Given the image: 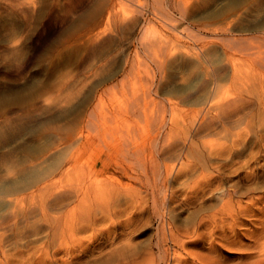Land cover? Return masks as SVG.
Masks as SVG:
<instances>
[{
    "label": "bare ground",
    "instance_id": "1",
    "mask_svg": "<svg viewBox=\"0 0 264 264\" xmlns=\"http://www.w3.org/2000/svg\"><path fill=\"white\" fill-rule=\"evenodd\" d=\"M84 1L85 0H74L72 5L82 4ZM111 1L112 0L109 2L111 3ZM126 1L131 2L138 8L136 13L132 14L134 12L133 11L131 13L132 15H121V12L119 13L116 11L119 7L116 8L115 5H110V7H107V23L105 24L107 28H102V31L96 33L95 35L91 34V37L93 38L91 42L89 41V43L88 40L90 38H86L88 39L87 43L89 44L88 48L86 47V50L89 54L87 57H96L95 52L100 47H103L105 44L113 40V30L115 33L120 34L121 38H133L134 35L140 31L143 32L142 37H145L143 34H146L145 31L147 32L148 27L144 26L149 25L148 23L150 20H148V18L142 19L141 11L143 12V8H145V6V11H149L150 8L156 6L153 5L154 3H161V0H151V2L148 0V4L150 3L149 5H147L146 2V4H144V0H142L143 3L136 2L137 0ZM14 2L10 1V3L13 4ZM172 2L175 7L179 8V2L181 3V1L172 0ZM16 3H18L17 0ZM106 3L108 2L105 1V4ZM5 4H7V2ZM257 4L256 6H258ZM132 9L134 10V8ZM181 9L182 12L186 13L183 8ZM250 9L251 8H249V11ZM153 14H156V12ZM239 14L237 13L236 15ZM242 16H244V14ZM242 16L239 17L243 18ZM231 19L233 20L234 18H230L229 20L231 21ZM239 20L241 19L239 18ZM239 20L234 21L239 25L237 21L241 22L243 19L241 21ZM228 23L229 22L225 24L224 22L225 26L228 25ZM47 25H51L50 21L46 23V26ZM96 25L99 26V24ZM205 25L208 27V24ZM138 27H140V30ZM150 27L151 26H149V28ZM209 27H211L210 24ZM219 27L220 26L217 25V28ZM222 27L223 26H221V28ZM42 28L43 24L40 26L39 31H41ZM221 28H219V31H221L220 33L222 34L226 32V29H228H223V27L221 30ZM98 29L100 30V28ZM151 29H154V27ZM241 29L243 28H240V30ZM154 30H152V32H154ZM209 31L211 32L213 30ZM229 31L231 33L232 29H229ZM260 31L262 32L263 30ZM244 34L245 33H243V35ZM142 37L140 38L141 41L139 39L141 43L143 40ZM216 37L218 38L219 36ZM259 37L260 36L257 38L259 40H257V42H253L254 39L252 40L251 38H248V42V39H246L247 37H244V40H242L243 37L240 38L243 45L245 43L249 44L250 40L252 42L251 46L253 48L251 47L248 49L246 52L247 54H245L250 56V59H247L251 60L250 62L252 63L251 70H253V73H251L249 78L248 74L246 75L243 70L240 71H242L241 73H244V75L239 74L240 71L238 75L236 72H238L239 69H236L237 71L234 69L236 72L233 71L232 75L227 80V82L229 81L230 86L227 84L226 85L229 88L225 86L227 89L219 94V92L223 89L221 88L223 87V84L222 86H220L221 84L219 85V83H221L220 80H218V77L220 76L219 72L217 70L210 72L209 70V76L206 74V77H209V79H206V83L203 81L207 86L206 88L204 87V98H202V102L198 104L200 107L191 108L188 110L190 113V120H188V124H183V127H186L185 133H181L183 135L182 137L177 136V140L172 137L173 135H170L172 132L171 128H167L168 130L165 131L164 134L162 133V130L165 127V122L163 119H161L159 123L155 122L156 125L154 124L157 128V135L150 139V146L148 144L146 147L145 144H142L144 142H142V140L140 141L138 138L141 134L138 136L136 133H133L134 131L132 130L135 128V123H139L137 118H139V116L141 117V113L143 116H145L146 112L147 114H150L151 111L157 112L156 109L152 110V106L155 102L151 104L152 106L150 105V112H148V109L145 112V107L152 101L154 94H157V89H154L152 85H144L147 86L145 89L137 86V88L140 87L142 89L141 95L138 96L136 94V96L129 98L127 100L128 102L126 103L127 106H124L125 110L123 113L121 112V137L117 141L113 140L112 142H109V144H113L116 151L121 149L122 152H124L123 154L120 153L122 154L121 157L124 156V160H126L125 164L123 163L121 165V175L127 182H121V184L117 183L119 185L118 187H121V189L117 188V186H113L114 184L107 182L94 185L93 183H89L91 179L89 181L86 179L88 182L85 183L82 181L84 180L83 177H81L82 180L80 179L82 184L81 182H79L80 184H72L67 181L69 178L67 180H62L58 179L59 177L55 178L56 176L54 175L48 177L49 174L47 175L45 173L47 175L46 179L39 184L36 183L37 185L35 184V186L32 188H25L27 190H24L21 193L19 190L17 193L14 191L16 194H5L4 197H6L5 200L7 201V205L6 208L3 209L4 212L0 213V264H228L229 262H234L235 264H264V41H262V39L260 40ZM210 38H212V36H210ZM231 38L232 37H230V39ZM166 39L164 40L166 41ZM236 39H239V37L237 36ZM220 40L221 39H219V42ZM227 42L223 45L226 47L227 44L228 47L226 48L228 49L230 42L229 44ZM232 44L235 45L234 42ZM236 44L238 45V43ZM150 45L151 44L147 46ZM175 45L176 44L173 46ZM84 46H86V44H84ZM248 46H250V44ZM239 47L237 46L238 49H240ZM242 50L244 51L245 47ZM230 52L228 51V53ZM195 54L197 56L199 53L195 52ZM240 54H242V51ZM168 55L167 57H170V55ZM199 55L197 57H199ZM159 56L153 55V60L155 61H152L151 59V62H156L157 66L159 67L163 63L162 66H164L166 59L163 56H165V54L162 56L164 61L160 56L162 62H160V58L157 59ZM194 56L195 55L193 53L192 57L195 58ZM228 57H230V55ZM201 59L204 60L205 58H200V60ZM17 60L19 61V59ZM89 60H87V62ZM200 60L196 62L201 64L202 62ZM220 60H222V58ZM230 60L235 61L233 58ZM129 62L130 65L127 63V61H124L120 71L122 70L123 72H126L125 70H129L130 68L133 70L134 67H136L135 63H138V60L135 62L134 59H131ZM138 64H140V62ZM180 64L181 63H179V65ZM107 65L108 63H103L99 66V68L105 70ZM202 65L205 66L204 64ZM234 67L235 66L233 65L231 69ZM247 70L249 71V69ZM247 70H245V72ZM158 73L160 74V71ZM162 74L164 75L163 72ZM220 74H222L221 71ZM222 75L224 76V74ZM91 77H94V75ZM120 78L121 77H119V79ZM203 78L205 79V77ZM166 80L168 81V76ZM167 81H165V83ZM225 81H223V83ZM200 82L201 80L199 83ZM168 83L169 82H167V84ZM112 84L113 85L111 86L115 85L114 83ZM163 84H160V86ZM122 85L123 83L121 86ZM132 87L133 86L129 88L132 90ZM199 88L201 87L199 86ZM105 89L107 91V88ZM103 90L102 94L104 95L105 92H103ZM73 91H75V89ZM76 91L78 92V90ZM133 95H135V93ZM62 96L64 95L62 94ZM191 97L192 95L190 98ZM99 98L101 100V95ZM99 98L97 99V102L99 101ZM183 99L185 100V98ZM167 100L170 101V99ZM156 102L158 103V101ZM157 103L155 104L156 106L159 105ZM173 107L174 109L176 108L174 105ZM36 108L34 110H37ZM43 108L47 109L45 111L48 112L51 110L49 106L42 107V109ZM34 110H27L24 113H20L21 111L19 113L11 112L17 113V115L15 114L14 116H10L5 120V122L3 120L5 124H0V133L5 129H11V131L14 132L17 126H23L28 118L32 119V116L34 114L36 115ZM164 110L166 109H163V112ZM171 110H173V108ZM166 111H168V109ZM85 113L88 119L92 117L91 112ZM151 115H154V112H151ZM24 119H26V121ZM88 121L89 120H87V122ZM8 125H10V127ZM137 127L138 124L136 128ZM87 128L89 127H86V129ZM86 131L88 132L89 130L87 129ZM177 133L179 135V131H177ZM3 134H5V132ZM3 134H0V144L1 141L4 140V138H2V136H4ZM162 134L164 135L162 136L164 141L160 142L161 145L159 147L156 142L158 136H161ZM6 135L8 136V132ZM71 135L73 136L74 134L71 133ZM93 135L95 136L96 134L93 133ZM207 136H215V139L213 138V140H211L208 138L209 142H207L208 140H202ZM190 137L199 140V143L194 144L190 141L191 144L187 147V142L185 141ZM84 139L85 141L81 142V152L79 150V154L82 153V148L90 144V139L88 136L85 135ZM56 147L58 148V146ZM10 155L12 157V153ZM13 155L15 154L13 153ZM7 158L10 159L8 155ZM1 159L3 160L4 158ZM182 159L183 161L180 162L178 169L173 167L168 168V165L165 166V162L168 164V160L180 161ZM74 161L75 160H73L72 164L70 163L67 169L65 168L67 171L68 169L69 171L73 170L70 168H73V165L75 164ZM83 162L85 165L87 164L86 161H82V163ZM3 163H0V166H2ZM14 163L15 162L12 164L9 160L7 164L11 165L7 168H2L6 170L0 174V181H3L7 178L16 179L18 176H22L23 173H25L26 168H28L27 166L25 167V163ZM160 164H164L166 167V169H164L166 171L165 173L161 171L162 166ZM79 168L82 169V167ZM94 169L96 174L101 175L110 168L108 163L103 162L99 168ZM66 170L62 171L64 173L63 177L68 174ZM78 170L74 169V171L77 173L76 175L80 177L81 172H78ZM86 170L88 171V169ZM80 171L84 170L82 169ZM45 174L43 173V175ZM79 177L77 179H79ZM120 193L124 195H122L123 203L121 204V209H119L118 206L120 205H117L118 200H116V197L120 196ZM70 204H72V208H67ZM149 209H151V212L156 216L159 225H156L157 227L152 234L150 233L151 235L149 234V237L146 241L147 244L145 245L144 249L140 250L137 248L138 243L133 241V236H136L133 233L134 231H137V228L135 230L130 228L131 226L135 227L138 225L136 223L140 222L141 220L143 221L141 216L142 214L144 216V213ZM181 211H184L187 214V216L185 215L186 217L184 216L185 222L183 221V225H180L181 223L179 224L177 222V217L180 216ZM118 216H121V229L120 227L117 228V230L116 228H108L105 232L102 231L95 233L97 231L96 228H98L97 226L101 225L108 219L113 220L114 217ZM145 225H149L148 222L147 224L145 223ZM88 231L90 232L89 236L86 238L80 237V235H85V233ZM118 237L121 238V245L116 243V239ZM140 241L141 240H138V242ZM222 248L227 249L228 252L229 249L230 251L233 250L234 253L236 252V257L234 256V259L231 257L232 260L227 259L220 252V249Z\"/></svg>",
    "mask_w": 264,
    "mask_h": 264
},
{
    "label": "rangeland",
    "instance_id": "2",
    "mask_svg": "<svg viewBox=\"0 0 264 264\" xmlns=\"http://www.w3.org/2000/svg\"><path fill=\"white\" fill-rule=\"evenodd\" d=\"M5 1L6 0H0V124H5L4 122L6 119H8L10 116H14L15 114L17 115V113H19L20 111V113H24L27 110H34L36 107L37 110H34L36 115L34 114L32 116V119L28 118L29 121L28 119L27 121L26 119H24L26 122L24 121L25 123L23 124V126H17L15 128V131L13 130L14 132H12L11 129H5L0 133L3 134L5 132V134H3L4 136H2L4 140H2L0 144V163L4 162V166L3 164L2 166H0V174L5 172L6 170L2 169L3 167L7 168L11 165L7 164L9 160L12 164L13 162L17 164L25 163V167H28L26 168L25 173H23L24 176H18L16 179L7 178L3 181H0V213L4 212L3 209H5L7 205V201L5 200L6 197H4L5 194H16L19 190V192L21 193L22 191L27 190L25 188L30 189L35 186L36 183L39 184L44 181L48 174V177L54 175L56 176L55 178L59 177L58 179L62 180H67L69 178L67 181L72 184H77L79 182H81L82 184V181L87 183L91 179L89 183H93L94 185H99V183L107 182L110 184L112 183L114 184L113 186H117V188L121 189V187H118L119 185L117 183L121 184V182H127L121 175V165L123 163L125 164L126 162V160H124V156L121 157L124 152H122L121 149H118L116 151L113 144H109V142H112L113 140L117 141L121 137V112L123 113V111L125 110L124 106H127V100L129 98H132L133 96H136V94L138 96L141 95V91L143 88L145 89V87H147L148 85H152L154 89H157L158 95L154 94V97H152V101L145 107V112L147 111V109L148 112H150V107L152 106L151 104H153L154 102L155 103L152 106V110L156 109L157 112L151 111L154 112V115H151V112L150 114H147L146 112V115L144 114L145 116H143V114L141 113V117L139 116L140 119L137 118L139 121V123H137L138 127L136 128L137 124L135 123V128H133L134 130L132 131H134L133 133H136V135L138 136L139 134L142 135L138 137L140 141L142 140V142H144H141L142 144H145L146 147L148 146V144L150 146V139L157 135V128L155 125L157 122L159 123L160 120L163 119V121L165 122V130L163 129L162 133L164 134L165 131L171 128L172 132L170 135H173L172 137L177 140V136L182 137L183 135L181 133H185L186 127L184 128L183 124H188V120H190V113L188 112V110L191 108L200 107L198 104H200L203 100L202 98H204V90L207 86L205 85L206 79H209V77H206V74L207 76H209L208 74H210V72L212 71L214 72L217 70L219 72L220 78L217 76L218 80H220L221 82L219 83V85L221 84L220 86H222L223 84V87H221L223 89L219 92V94L229 88L228 86L230 85L229 81L227 82V80L232 75L233 71H237L236 69H239L238 72H236L237 74L240 70H243L246 75L248 74L249 78L251 76V73H253V70H251L252 63L250 62L251 60L247 59H250V56L245 54H247L246 52L248 51V49L252 47V42L250 40V46H248L249 44L245 43L243 45L241 41L244 40V37H247L246 39L251 38L252 40L254 39L253 42H257L258 36H260V40L262 39V41H264V38H261L264 37V0H262L263 2L261 0H184L185 2L183 0H178L182 3L181 4L179 2V8L173 5L172 0H161V3H154L153 5L156 6L150 8L149 11H145L146 6L145 8H143V12L141 11L142 19L148 18V20H150V22L148 21L149 25L144 26L148 27L147 32L149 31L148 33L145 31L146 34H143V36H145V39L142 37L143 32L141 31V33L137 32L133 38H121L120 34L115 33L113 30V40L105 44L103 47H100L97 50L98 52H95L96 57L89 58L87 57L89 56V54L86 49L88 48L89 41L91 42L93 38L91 37V34L95 35L96 33L102 31V28H107L105 26V24L107 23V7H110V5H115L116 8L119 7V10L117 9L116 11H118L119 13L121 12V15H132L135 14L136 10L138 9L134 4L126 0H112L111 3L109 2L110 0H85L84 3L75 5H72L74 0H17L18 3H16V0L15 2L14 0H8L6 1L7 4H5ZM10 1L14 2V4L10 3ZM105 1L110 4H105ZM136 2L143 3L142 0H137ZM145 2L147 3V5L150 4H148V0H144V4H146ZM149 2H151V0H149ZM256 4L258 6H256ZM259 5L262 8H260ZM131 7L134 8V10ZM181 8H183L186 13L182 12ZM249 8H251L250 11ZM154 12H156V14H153ZM237 13L242 14L236 15ZM243 14L244 16H242ZM236 16L237 18L239 16H242L243 18L239 17L241 20H244L245 18L246 19L244 21L242 20V22L241 20H239V18L237 19ZM230 18L234 19H231L230 21ZM234 20H239L241 22L237 21V23H239L238 25ZM49 21L51 25L46 26V23ZM226 21L229 22L228 25H226L228 27L225 26V24H227ZM41 23L43 24V28L41 31H39L40 26L42 25ZM96 24H99V26ZM205 24H208V27ZM209 24L211 27H209ZM217 25L220 26L219 28H221V26L224 27H222L223 29L228 28L226 29L227 34L226 32L223 34L220 33L221 31H219ZM149 26L151 27L149 28ZM152 27H154L155 30L151 29ZM214 27L215 31L217 30L218 32L214 31ZM98 28H100V30ZM138 28L140 30V27ZM240 28H243L244 30L246 29L245 32L243 29L240 30ZM229 29H232L231 33ZM259 29L263 30V33ZM150 30L151 32L152 30H154V32L151 33ZM207 30L213 31H209L208 33ZM243 33L245 34L243 35ZM215 35L219 37L217 38ZM210 36H212V38H210ZM237 36L239 37V39H236ZM141 37L143 39V44L140 42ZM230 37L232 38L230 39ZM86 38H88L89 40ZM163 38H168L171 40L166 39L165 41ZM240 38H242V40ZM219 39H221L220 42ZM226 42L228 44L230 42L228 49L226 48L228 47L227 44L226 47L225 45H223ZM233 42L235 45L232 44ZM236 43H238V45ZM84 44H86V46H84ZM149 44L151 45L147 46ZM174 44L176 45L173 46ZM237 46H240L239 48L241 50L238 49ZM244 47L245 50L243 51L242 49H244ZM161 51L162 53H164L162 54ZM228 51L231 52L228 53ZM241 51L242 54H240ZM195 52L200 54H198L199 57H197L198 55L196 56ZM193 53L195 55V58L192 57ZM159 54L161 57L165 54V56L163 57L166 59V63L164 62V66H162V63L160 67L157 66L156 62H151V59L152 61H155L153 60V55L159 56ZM168 54L170 55V57H167ZM229 55L230 57H228ZM160 56L157 59L160 58L159 60L160 62H162ZM231 56H234L237 60ZM200 58H205L207 61L205 59L200 60ZM221 58L222 60H220ZM232 58L235 61L230 60ZM17 59H19V61ZM131 59H134L135 62L138 60V63L140 62V64L136 62L138 65L135 63L136 67H134L133 70H131V68L129 70L126 69V72H123L121 70V73L120 69L122 68L124 61H127V63H129L130 65L129 61ZM198 59L202 62H200L201 64L197 63L199 61ZM87 60L89 61L87 62ZM80 62H83L82 65ZM184 62L187 63L185 64ZM103 63H108L105 70L99 68V66ZM179 63L181 64L179 65ZM202 64H204L205 66H203ZM233 65L235 67L231 69ZM206 67L209 69H207ZM246 68L249 69V71ZM245 70L247 71L245 72ZM159 71L160 74H162L163 72L164 75H160L158 73ZM220 71L222 74H224V76L220 74ZM241 72L242 71H240L239 74L244 75V73ZM93 75L94 77H91ZM180 75L183 76L181 77ZM167 76L168 81L166 80ZM119 77H121L122 79H119ZM203 77H205V79ZM200 80L201 82L199 83ZM165 81L169 83L167 84V82L165 83ZM203 81H205V83ZM223 81L225 82L223 83ZM163 82L165 85L163 84ZM112 83H114L115 85L111 86L113 85ZM122 83L123 85L121 86ZM160 84L163 85L160 86ZM80 86L83 88H81ZM131 86H133L132 90L134 92L130 89ZM137 86L142 87V89L140 87L137 88ZM199 86L201 88H199ZM225 86H227V88H225ZM73 88L75 89V91L78 90L79 93L76 91V94L75 91H73ZM105 88H107V91ZM102 90L103 92H105L104 95L102 94ZM132 93H135V95H133ZM62 94L64 96H62ZM100 95L102 97L101 100L99 98ZM191 95L192 97L190 98ZM161 96L163 100L161 99ZM187 96L189 99L187 98ZM98 98L99 103L97 102ZM183 98H185V100ZM167 99H170V101L172 102ZM58 101L63 102L60 103ZM156 101H158V103ZM156 103L159 105L156 106ZM173 105L176 107L175 109ZM45 106H49L51 110L48 112L45 111L47 109H42V107ZM162 107L163 109H168V111L164 110V113ZM52 108L54 111L52 110ZM172 108L173 110H171ZM84 111L88 113L91 112L92 117L88 119ZM41 113L44 115H42ZM75 118L79 119L77 120ZM87 120L89 121L87 122ZM8 126L10 127V125ZM86 127H89L87 128L89 130L88 132L86 131ZM77 129H79L80 131ZM177 131H179V135ZM7 132L8 136L6 135ZM71 133L74 135L72 136ZM93 133H95L96 135L94 136ZM174 133L176 134V136ZM163 134L161 136H158L156 142L159 147L161 145L160 142L164 141L162 137L164 136ZM85 135L89 137L90 144L82 148V153L79 154V150L81 152V142L85 141ZM214 137L207 136L202 140H208L207 142H209V139L213 140ZM188 140L185 141L187 142V147L191 144V142L194 144L199 143V140L193 139L192 137L188 138ZM97 143L99 144V146ZM56 146H58V148ZM9 152L10 154L12 153V157ZM13 153L15 155H13ZM7 155L8 157H10V159L7 158ZM1 158L4 159L2 160ZM73 160H75V164L73 165V168H70L71 170H73L69 171L68 169L67 171V167L70 165V163H73ZM82 161H86L87 164L85 165L84 162L82 163ZM181 161H183V159L180 161L168 160V164H166L165 162V166L168 165V168L173 167L175 169H178ZM103 162L108 163L110 169L106 170L105 173L101 175L96 174L94 172V168H99L100 165L103 164ZM5 163L7 164L6 167ZM28 163L30 164V167ZM160 165L162 166H160L161 171L165 173L166 171L164 169H166V167L164 166V164ZM79 167H82L85 172L87 171L86 169H88V173L80 171L82 169H80ZM61 169L68 172V174L65 176L67 178L63 177L64 173ZM74 169H80L78 170V172H81L80 177L76 175L77 173L74 171ZM43 173H46L47 175H43ZM59 173L61 176L59 175ZM78 177L79 179H77ZM81 177H83L84 180H82ZM80 179L82 181H80ZM14 191H16V193ZM119 195L121 197L117 196L116 200H118L117 205H120L118 207L119 209H121L124 195L121 193ZM67 208H72V204H70ZM185 215L187 216L184 211H181L180 216L177 217V222L179 224L181 223L180 225L184 224L183 221L185 220ZM154 216L155 215L151 212V209H149L144 213V216L142 214L141 219L143 218V221L141 220L140 222L136 223L138 225H136L135 227L131 226L130 228L134 230L137 228V231H134L133 233L134 235H136L133 236V241L138 243L137 248L140 250L144 249L145 245L147 244L146 241L149 237V234H152L155 228L159 225L156 216ZM149 217L151 218V221ZM146 219L149 221H147ZM146 221L149 225H145V223L147 224ZM97 227L98 228H96L97 231L95 233L102 231L105 232L108 228H116L117 230V228L120 227L121 229V216L114 217L113 220L108 219ZM89 235L90 232L88 231L87 233H85V235H80V237L86 238ZM138 240L141 241L138 242ZM116 243H118V245H121V238L118 237L116 239ZM222 249H220V252L227 259L232 260V258L234 259L236 257V252L234 253L233 250H231L233 251L231 252L229 249L228 252L227 249H223L225 251H223ZM228 264L235 263L229 262Z\"/></svg>",
    "mask_w": 264,
    "mask_h": 264
}]
</instances>
